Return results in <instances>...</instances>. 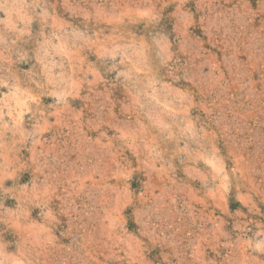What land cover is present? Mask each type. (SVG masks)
Here are the masks:
<instances>
[{"label":"rangeland","instance_id":"rangeland-1","mask_svg":"<svg viewBox=\"0 0 264 264\" xmlns=\"http://www.w3.org/2000/svg\"><path fill=\"white\" fill-rule=\"evenodd\" d=\"M18 6L0 82L37 102L0 113V264H264V0Z\"/></svg>","mask_w":264,"mask_h":264},{"label":"clouds","instance_id":"clouds-1","mask_svg":"<svg viewBox=\"0 0 264 264\" xmlns=\"http://www.w3.org/2000/svg\"><path fill=\"white\" fill-rule=\"evenodd\" d=\"M14 7L15 11H8ZM0 10L6 12L8 19L3 22L10 30L20 32L22 35L29 34L27 28L28 25L33 23V21L31 17L25 13L24 8L18 6V0H0ZM13 17H15V21L13 20ZM18 25H22L23 27H18ZM56 39L59 40L60 37H56ZM43 56L44 59H41L40 63L43 65L48 83L51 84L53 80L56 79L53 75L54 70L62 68L63 65L57 64L54 59L49 60V58L54 56L68 57V44L63 41L59 44H54L52 41L45 39L43 44ZM46 60H48V62H45ZM60 79L63 82L62 74ZM0 87L10 88L9 95L4 96L3 100L0 101V104L3 105V107L0 108V113L12 117L18 124L19 116L28 111L29 106L37 102V98L29 90L22 88L19 84L10 87L7 82H0ZM262 235H264V233H262ZM254 251L264 254V243H257L254 246Z\"/></svg>","mask_w":264,"mask_h":264}]
</instances>
